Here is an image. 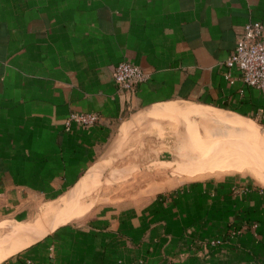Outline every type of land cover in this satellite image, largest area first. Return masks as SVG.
<instances>
[{
	"label": "crops",
	"instance_id": "1",
	"mask_svg": "<svg viewBox=\"0 0 264 264\" xmlns=\"http://www.w3.org/2000/svg\"><path fill=\"white\" fill-rule=\"evenodd\" d=\"M250 20L264 22V0H0V223L29 224L71 192L132 113L180 101L264 125L261 92L224 78ZM122 60L148 74L130 104L113 79ZM71 111L101 122L66 129ZM83 215L0 264H264V186L235 176Z\"/></svg>",
	"mask_w": 264,
	"mask_h": 264
},
{
	"label": "rangeland",
	"instance_id": "2",
	"mask_svg": "<svg viewBox=\"0 0 264 264\" xmlns=\"http://www.w3.org/2000/svg\"><path fill=\"white\" fill-rule=\"evenodd\" d=\"M222 119L241 124L246 133L225 130L221 122L217 127L215 123ZM126 120L114 130L102 158L91 168V177L78 186L80 190L73 189L43 211L42 205L34 209L24 220L29 224L0 223V261L32 243L19 234L83 218L82 214L78 218L70 215L78 208V199L85 202L80 205L82 209L89 211L97 202L141 199L172 190L183 182L223 176L264 186V125L259 120H248L249 124L233 115L180 101L132 113ZM216 132L220 139L215 137ZM256 137L262 141L259 143ZM69 215L73 220H67Z\"/></svg>",
	"mask_w": 264,
	"mask_h": 264
},
{
	"label": "built area",
	"instance_id": "3",
	"mask_svg": "<svg viewBox=\"0 0 264 264\" xmlns=\"http://www.w3.org/2000/svg\"><path fill=\"white\" fill-rule=\"evenodd\" d=\"M224 78L231 84L235 82L232 70L239 73L241 81L258 89L264 98V22L250 20L245 23L242 33L237 37L235 46L224 61ZM148 78V74L139 65L126 60L119 61L113 69L116 88L127 95L130 104L138 86ZM101 122V117L94 111H71L64 119L65 128L72 124L90 126ZM239 230L232 229L224 237H215L207 241L214 247L224 244Z\"/></svg>",
	"mask_w": 264,
	"mask_h": 264
},
{
	"label": "bare ground",
	"instance_id": "4",
	"mask_svg": "<svg viewBox=\"0 0 264 264\" xmlns=\"http://www.w3.org/2000/svg\"><path fill=\"white\" fill-rule=\"evenodd\" d=\"M200 117V116H199ZM208 119V118H207ZM213 121V120H212ZM217 121V120H216ZM219 121V120H218ZM217 121V123H215V125L218 127V126H220V122H221V125H223V126H226V128L227 129H225V130H231V131H244L245 132V127H243L241 124H240V126L238 125V126H236V125H232V123L231 122H229V121H225V120H223L222 119V121H219L218 122ZM244 122H246V123H249L248 122V120H243ZM207 122V121H206ZM250 124V123H249ZM242 126V127H241ZM230 128V129H229ZM216 129V128H215ZM223 129V130H224ZM188 131V130H187ZM189 132V131H188ZM246 133V132H245ZM250 133V132H249ZM215 134V137L218 139L220 136L217 134V132L216 133H214ZM220 139V138H219ZM256 140L260 143L262 140L261 139H258L257 137H256ZM253 143V142H252ZM264 143V142H263ZM205 148V147H204ZM197 149V148H196ZM198 152H201V151H198ZM203 153V152H202ZM202 153H200V154H202ZM194 154V153H193ZM199 154V153H198ZM190 157V156H189ZM91 172V170L87 173V174H89ZM95 173V172H94ZM86 174V175H87ZM91 174L92 173H90V175L88 176V178L89 177H91ZM96 174V173H95ZM85 175V176H86ZM84 176V177H85ZM83 177V178H84ZM82 178V179H83ZM87 178V179H88ZM82 179L78 182V184L74 187V189H77L78 188V185L80 184V182L82 181ZM81 188V187H80ZM82 189H83V187H82ZM80 190V189H79ZM88 191V190H87ZM78 192H80V191H78ZM78 195H79V193H77ZM85 194V193H84ZM87 194V193H86ZM85 196V195H84ZM81 200V199H80ZM85 202L83 201V200H81V201H79V199H78V201H77V206H78V208L76 207V209L74 210V212H72L71 211V213H70V215H77L76 216V218H78L81 214L83 215L84 213L83 212H85V211H87V210H84V209H82V207L80 206L81 204H84ZM88 203V202H87ZM86 205H88V204H86ZM88 207V206H87ZM69 215V216H70ZM74 215V216H75ZM81 215V216H82ZM73 218V217H72ZM71 218V216L69 217V218H67V220L68 219H70V220H73ZM60 225V224H59ZM58 225H56V226H53V227H50V228H48V229H46V228H42V227H36V228H32L31 230H33L32 232H29V234L28 235H26V239L24 240V241H26V242H28V243H31V242H33V241H35V240H37L38 238H41L42 236H43V233L42 232H39V231H35L34 232V230H42V231H45V230H49V231H52L53 229H55L56 227H57ZM52 228V229H51ZM15 251V250H14Z\"/></svg>",
	"mask_w": 264,
	"mask_h": 264
},
{
	"label": "water",
	"instance_id": "5",
	"mask_svg": "<svg viewBox=\"0 0 264 264\" xmlns=\"http://www.w3.org/2000/svg\"><path fill=\"white\" fill-rule=\"evenodd\" d=\"M101 158H102V156H101ZM93 165H94V164H93ZM58 226H59V225H58ZM58 226H57V227H58ZM53 230H54V229H53ZM53 230H52V231H53ZM50 232H51V231H50ZM50 232H49V233H50ZM49 233H47V234H49ZM47 234H45V235L42 236L41 238L45 237ZM41 238H40V239H41ZM38 240H39V239H38ZM36 241H37V240H36ZM36 241H35V242H36ZM33 243H34V242H33Z\"/></svg>",
	"mask_w": 264,
	"mask_h": 264
}]
</instances>
